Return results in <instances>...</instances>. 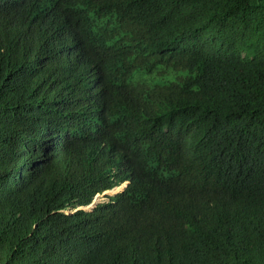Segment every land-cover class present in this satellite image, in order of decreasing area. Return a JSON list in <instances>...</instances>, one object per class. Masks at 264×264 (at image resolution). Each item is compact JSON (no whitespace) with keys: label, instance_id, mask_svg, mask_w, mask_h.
Returning a JSON list of instances; mask_svg holds the SVG:
<instances>
[{"label":"trees","instance_id":"16d2710c","mask_svg":"<svg viewBox=\"0 0 264 264\" xmlns=\"http://www.w3.org/2000/svg\"><path fill=\"white\" fill-rule=\"evenodd\" d=\"M0 264H264V0H0Z\"/></svg>","mask_w":264,"mask_h":264},{"label":"rangeland","instance_id":"374dc122","mask_svg":"<svg viewBox=\"0 0 264 264\" xmlns=\"http://www.w3.org/2000/svg\"><path fill=\"white\" fill-rule=\"evenodd\" d=\"M147 79L150 80V78H149L146 74H143V73H141V72L135 74V81H141V80H147ZM153 81H154V82H157V81H159V78H155ZM115 193H116L115 191H113V192L110 191V192H108V193L106 192V193H103V194L99 195V196L94 200V202H93L89 207L86 208V210H87V211L91 210V209L93 208L94 205H96V204L99 203V202H102V201L107 200V197H111V196H113Z\"/></svg>","mask_w":264,"mask_h":264},{"label":"bare ground","instance_id":"6f19581e","mask_svg":"<svg viewBox=\"0 0 264 264\" xmlns=\"http://www.w3.org/2000/svg\"><path fill=\"white\" fill-rule=\"evenodd\" d=\"M101 86V85H100Z\"/></svg>","mask_w":264,"mask_h":264}]
</instances>
